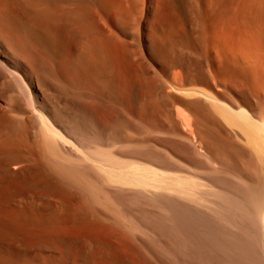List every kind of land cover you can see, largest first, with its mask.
Here are the masks:
<instances>
[{
    "label": "bare ground",
    "instance_id": "6f19581e",
    "mask_svg": "<svg viewBox=\"0 0 264 264\" xmlns=\"http://www.w3.org/2000/svg\"><path fill=\"white\" fill-rule=\"evenodd\" d=\"M0 264H264V0H0Z\"/></svg>",
    "mask_w": 264,
    "mask_h": 264
},
{
    "label": "rangeland",
    "instance_id": "374dc122",
    "mask_svg": "<svg viewBox=\"0 0 264 264\" xmlns=\"http://www.w3.org/2000/svg\"><path fill=\"white\" fill-rule=\"evenodd\" d=\"M71 226H72V224H71Z\"/></svg>",
    "mask_w": 264,
    "mask_h": 264
}]
</instances>
